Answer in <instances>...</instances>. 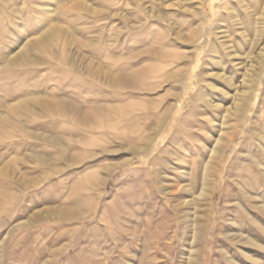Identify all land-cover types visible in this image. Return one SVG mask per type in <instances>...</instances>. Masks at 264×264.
<instances>
[{
  "label": "rangeland",
  "instance_id": "374dc122",
  "mask_svg": "<svg viewBox=\"0 0 264 264\" xmlns=\"http://www.w3.org/2000/svg\"><path fill=\"white\" fill-rule=\"evenodd\" d=\"M23 2L24 0H19V3ZM93 2L100 7L98 8L103 12L102 15L86 14L88 12L79 6L72 12L59 16V26L75 28L76 36L80 38L75 46L77 49L73 61L69 53L66 56L69 45L56 43L58 45L55 44L39 54L38 58L44 63L41 66L12 69L2 67L3 63L0 62V115L5 114L21 99L29 100L36 97L67 98L66 100L71 101L75 106L78 105L77 108H80L78 112H89L85 122H81L77 111L71 108H58L55 110L56 113L45 110L43 116L34 115L30 111L22 113L14 111L9 113L11 119L0 126V163L8 165V168L19 176L22 174L35 178L46 175L36 185L24 187L0 173V202L3 203L0 207V242L8 235L0 264H43L64 244H68L69 247L59 252V258L54 264H129V262L184 264L188 254L186 237H182L180 225L172 226L174 212L171 202L156 189L154 173L150 172V168H155L156 163L170 158L169 153H173L179 159L175 165L177 168L183 165L182 160H188L190 165H184L191 172L190 182L193 181L196 172L193 171L195 169H192L191 163L204 154L203 146L210 144L206 133L217 135L215 127L209 120H216L218 126L222 115L194 101L198 100L199 94H210L224 106L226 105L225 107H230L234 103L232 95L236 92L233 87L220 79L203 78L201 70L204 69L205 64L210 63L211 69L217 72L218 67L211 58L218 57L224 60V72L227 75L232 74L234 82L238 85L245 73L244 66L255 61L264 47V16H262L264 0H255V2L247 0L252 7L251 13L246 11L238 0H207L205 5H201L200 0H169L167 3L169 5L183 2L190 5L189 8L198 7L203 12L196 17L191 14V17L190 13L184 15L175 9L162 8L177 31L188 35L186 41L182 43L172 39L173 30L166 27L163 22L147 20L142 13L133 11L126 5L118 6L117 0H93ZM28 3L26 4L29 7V0ZM31 8L32 10L25 12L24 17L30 21V30H34L36 20H39L41 15L39 8ZM235 9L238 10V14ZM114 10L118 14L138 16L140 20L148 22L146 27H153V32L148 29L153 35L149 31L150 35L141 30L131 31L120 16L113 18L112 15L116 14L113 13ZM235 15L244 21L247 36L241 34L242 27L237 25ZM257 19L260 28L262 27L260 39H257L254 27ZM10 23L12 22L8 16L6 21H0V42L9 46L12 44L9 40L14 39L8 28H12L19 38L23 35ZM198 25L201 26V31L195 37L191 36L193 27ZM123 41H126L124 49ZM91 42L93 47L85 48L82 45ZM232 46L238 52L235 58L238 63H236L241 65L236 68L230 55ZM198 47L203 48L199 51L202 59L200 67L196 69L197 77L200 79L196 88L186 89L187 95L179 99L175 97L184 85L191 84L190 75H186L182 82H168L164 85H161L159 80L151 78V75L160 69H165L167 74L178 73L184 69V66H177V60ZM89 65L94 68L101 66L100 69L107 81L117 75L136 71L134 75L139 89L115 88L107 84L105 86L93 76L86 74ZM192 67H195V64ZM256 78L260 84L253 93L254 99L251 100L252 109L249 117L240 120L239 123L230 122L237 126V132L241 133V136L236 140L235 151L229 152L224 163L221 187L215 200V213L211 217L214 222L208 230V244L204 246L201 264H227L220 249H229L232 254L236 251L221 233L229 230L225 221L230 217H236V209L228 203V199L231 200L239 193L238 186L233 180L234 175L243 172L247 166L244 159L239 157L242 146L252 138L249 136L250 130L259 128L264 132V59L257 67ZM209 80L217 83L221 90H213L208 85ZM140 87L153 91H142ZM175 101L182 111L178 109L172 111L166 119L164 130L158 135V140L148 146L144 152L129 150L116 141V139H124L130 143L135 137L126 133L125 127L132 122L131 120L135 121L148 115L150 107H153L154 118L157 117L155 120H160L169 103ZM30 102L29 105L33 110L40 111L39 104L34 102L30 104ZM143 119L139 121L140 126L146 123V119ZM192 127L194 129H191ZM25 130L33 133L35 137ZM168 131L171 134H167ZM151 134V131L144 133L134 142L143 143ZM102 149L108 151L102 152ZM63 153L66 154L67 159L75 158L81 160V163L68 166L62 159ZM29 155L52 160L54 165L63 168V171L54 172L44 163L27 165L24 158L28 159ZM91 156L94 157L89 158ZM127 159L129 162L125 165L112 168L106 187L102 188L100 182L106 177L107 170ZM97 192L99 193L96 194ZM75 208H80L81 211L77 218L71 216H66V219L57 218L41 213L60 209L71 211ZM248 209L264 222L263 213L249 206ZM36 214H38L37 220L28 226H19L18 223L32 220ZM238 216L247 224L246 230L259 235L264 243V234L259 233L254 226L248 225L246 215L239 213ZM161 228L164 229L162 240L157 245L158 249H155L154 238L161 235ZM175 232L176 238H171ZM134 238L136 240H133ZM130 252L136 254V257ZM259 256L264 261V253Z\"/></svg>",
  "mask_w": 264,
  "mask_h": 264
},
{
  "label": "bare ground",
  "instance_id": "6f19581e",
  "mask_svg": "<svg viewBox=\"0 0 264 264\" xmlns=\"http://www.w3.org/2000/svg\"><path fill=\"white\" fill-rule=\"evenodd\" d=\"M29 1H30V6L28 7L26 4L28 3V0H24L22 4L19 3V0H0V21H6L7 16H8L12 22L10 24H13L14 28L19 29L21 33L23 34L22 38H19V36H17L16 33L13 32L12 28L7 29L8 32H11L14 40L12 41L11 39L9 40L12 43L11 46L7 44L6 45L2 44L0 42L1 43L0 44V62L3 63V65H1L2 67L12 68V69L14 68L22 69L24 67H32V66H39V65L41 66L44 63L41 62V60L38 58L39 54H41L42 52H45L44 50H48L50 47H53L56 43H59V44L63 43L64 45L66 44L69 45L67 49L64 46V49L67 50L66 56L69 53L70 59L73 61L74 60L73 58H75L74 56H76L75 49L77 48L75 46H77V43H79L78 42L79 37L76 36L75 28L73 27L64 28V27L59 26V23H60L59 16H61L63 13H67L70 11L72 12L73 10L77 9V7L79 6L82 8V10H84L85 12H88L86 14L91 13L97 16L98 14L103 13L101 10H99L100 7L96 6L93 0H29ZM117 2H118V6L119 4L126 5V7H130L133 11L142 13L143 17L146 18L147 20H154V22L156 20H159L163 22L166 25V27L173 30L172 35H171L172 39L178 43H182L186 41L185 38L188 35H183L177 31V28L175 27L173 22L170 20V18L163 13L162 8L164 7L167 10L175 9V11L180 12L181 14L190 13V15L192 14L195 17L203 14V12L199 10L198 7H194V5L192 6L194 7V9L189 8L190 5L188 6L187 4H184L185 1H183L184 3L174 2L170 5L167 4L169 0H155V1H152V0L151 1L149 0H117ZM205 2H207V0H200V3H202L201 5H205ZM238 2L239 4L244 6V9L246 11L251 13L252 7L248 4L247 0H238ZM31 7L39 8V13L41 15V18L39 20H36L34 30L33 29L30 30V21L28 18L25 19L24 17L25 12H29L30 10H32ZM102 10L104 9L102 8ZM235 12L238 14L237 9H235ZM113 13H116L115 10L113 11ZM103 16H100V17H103ZM112 16L113 18L114 16H120L121 19H123L124 22L128 24L129 29L133 32L141 30L143 32H147L148 34L150 32L151 34V31L153 29V27H149L151 29V31H149L148 30L149 28L146 27V24L148 22L146 23L144 20H140L138 16H133V15L131 16V15H126V14L122 15L120 13L119 14L116 13ZM262 16H264V12ZM235 18H236L237 25L239 27H242L243 29V30L241 29L242 31L241 34L244 36H247V30H246V27L244 26L245 24L243 23L244 21H242V19H240L237 15H235ZM259 25L260 23H258V19H257V23L254 25L257 39H260L262 35V27L260 28ZM193 28H194L193 33L191 36L195 37L201 31V26L198 25ZM151 35H153V33ZM6 39H9V38H6ZM124 44L126 45V41H123V44H122L123 49L125 46ZM82 45L85 48L94 46L92 42L82 43ZM200 50H203V48L198 47L195 49V51L191 50L189 51L187 56H184L177 60L176 62L177 66H184V69L182 70L177 69V70H180L179 71L180 73L178 72L174 74H167L165 69H160L152 75L150 73L151 78L153 80L154 79L159 80L160 84L164 85L166 83L168 84V82H173V83L182 82L186 75H190L191 84L188 86L184 85L183 89L182 90L180 89L181 91L177 95H175L177 99L182 98L184 95H187V92H186L187 88L189 87L196 88V86L198 85V80L200 79V77H197L196 69L200 67V61L202 60L200 59V55H201L199 52ZM236 50H235V47L232 46V50L230 52V55L233 58V66L235 68L241 66L240 64H237L238 62L235 59L236 56L238 55V52ZM53 51L55 52V50ZM215 51L214 52L217 54V50ZM60 59L63 60L61 57ZM211 59L215 60L214 62L216 63V66L218 67V71L217 72L213 71L210 67V63H207L204 65V69L201 70L202 71L201 76H203V78L220 79L226 84H228V86L233 87L236 90V92L234 95H232L234 103L230 107H225L226 105L224 106L221 101L213 98L212 95L210 94H201V95L199 94L197 97L198 100L195 99L194 101L195 103L200 102L199 104H203V107H206L209 110L214 111V112H220L222 115L220 117L218 126L215 123L216 120L215 121L209 120L210 124H212L215 127L214 129L216 130L217 135L212 136L208 132L206 133V136L210 140V144L204 145L203 146L204 154H201L198 158H196L191 163L192 169H195L193 171L196 172V175L193 181L190 182L189 178L191 176V172L184 165V164H187L188 166L190 165L188 160H182L183 165L181 166V168H177V166L175 165L179 159L173 153H169L170 158L162 159L160 160V162L156 163L155 168H150V172L152 174L154 173L153 178H154V183L156 185V189L160 193H162L171 202L172 210L174 212V215H173L174 219H173L172 226L176 227L177 225H180L182 227V237H186L185 242L187 245L186 249H187L188 254L186 255V258H185L186 260L184 264H201L203 262L202 261L203 260V257H202L203 250H204V246L208 244V238H207L208 230L210 229L211 223L214 222L212 221L211 217L215 213V200L217 198V193L220 191V187H221L220 184L222 180L221 176L223 173V168L225 165L224 163L227 159L229 152L233 153L235 151L234 145L237 142L236 140L239 138V136H241L240 135L241 133L237 132V126L231 124L230 122L235 121L236 123H239L240 120L246 117H249L251 113V109H252L251 103L254 99L253 93L258 89L259 84H260L259 80L256 78V73H257V67L260 66L262 60L264 59V47L261 49V53L255 61H253L250 65L244 66L245 73H244L243 79L240 81V84L238 85L236 84V82H234V77L232 74L227 75L224 72V68H225L224 60L222 61L218 57L211 58ZM72 64L75 65L74 63ZM193 64H195V67H192ZM100 68H96V67L94 68L89 65L86 68V74L91 77L93 76L95 79L105 84V86L107 84L108 86L115 87V88L122 87L123 89H139L137 86L138 82L136 81V76L134 75L136 74V71L135 73L132 72L130 74L117 75L116 77L110 78V80L107 81L104 78L102 69ZM208 85L215 91L221 90L217 83L212 82L210 80L208 81ZM142 91H153V90L152 89H142ZM222 91L225 92L224 90ZM58 98L48 99L46 97L44 98L36 97L33 99H29V100H22V99L20 101L17 100L18 101L17 104L10 107L6 111L5 114L0 115V126L3 125L4 122H7L9 119H11L10 114H9L10 112L20 111L22 113L23 111L25 112L30 111L34 113V115L37 114L39 116H43L45 110H47V112L48 110L55 112V110L58 108H62V109L71 108V109L76 110L77 113L79 114L78 115L79 120L81 122H85V120L88 117L89 112H84V111L78 112V108H79V107L77 108L78 105L75 106L71 101L66 100L67 98L66 99H58ZM30 101L39 104V107H41L39 108L40 111L33 110L31 108L32 106L30 107L29 105ZM31 102L30 104H32ZM152 108L153 107H150V109L148 110L149 111L148 115H145L141 118H137L136 116L135 119L137 118L138 120L137 119L135 121L131 120L132 122L126 125L125 127L126 133H129L130 135H134L135 138H132L133 143L132 141L130 143L126 142L127 140H124V139H116V141H118L122 147L127 148L129 150L137 151V152H144L148 146H150L151 144H154L158 140V135L160 132L164 130L166 119L172 113V111L177 110V109L178 111H182V108H180L177 101H175L173 103H169L167 109L161 114V118L159 117L160 120L159 119L155 120L157 117L155 116L156 118H154L153 116L154 110ZM61 111H64V110H61ZM143 118L146 119V123L140 126L139 121L140 120L142 121ZM155 123H156V126H155ZM3 129H4V126H3ZM191 129H194V127H192ZM149 131H151L152 134L146 137L147 139L144 138L146 140L144 141L143 139L144 141L143 143L139 144V143L134 142L136 139H138L139 136H141L144 133H148ZM25 132L30 135H34L33 133H30L29 131L27 132L25 130ZM168 133L171 134L169 131L167 132V134ZM249 136H252V138H249V140L242 146L243 149L239 154V157L244 159V162L247 164V166L245 167L243 172H240V173L237 172L238 174L234 175V178H233L234 182L238 186L239 193L231 200L228 199V203L236 209V215H235L236 217L235 218L230 217V219H227V221H225L226 225L229 227V230L221 233L222 237L226 241L231 243V245L235 247V250H236L235 253L232 254L229 249H225V248L220 249L221 254L227 264H264L262 257L259 256L261 253H264V243L262 242V238L257 234L254 235L253 233L248 232L246 230V228H248L246 226L247 224L241 221L240 217L238 216L239 213H244L247 217L248 225L254 226L259 233L264 234V222L261 221L256 216H254L252 211L248 209V206H249L253 208L254 210H257L264 214V132L259 128H254L250 130ZM43 137L46 138V136H43ZM46 139H50V138H46ZM35 140H37V138ZM140 141L142 142L141 139ZM58 146H60V143H58ZM182 147L183 146H181V148ZM101 151L107 152L108 150L102 149ZM92 157L94 156H91L89 158H92ZM62 159L66 161V164L68 166H71V167L77 164L79 165L81 163V160H76L75 158L67 159V156L65 153H63L62 155ZM24 161L27 165L44 163L48 165V167H51L54 172L63 171V168H57L54 165V162L52 160H46L45 158L38 156V155H29L28 159L24 158ZM128 162L129 160L127 159L121 163H116L111 168H109L107 170L106 177H104V179H102V181L100 182L101 183L100 186L105 189L108 178H109V174L112 168H116V167L118 168L122 165H125ZM0 166H1L0 173L2 175L8 176L9 180L11 179L12 181H16L24 187H29V185L34 186L46 177L45 175V176L31 178V177H28L22 174L19 176L15 174V172H13L12 169H9L8 165L6 164L3 165L2 163H0ZM92 187H95V185H92ZM98 193L99 192H97L96 194ZM89 196L86 198L88 199ZM94 202L95 201L93 200V203ZM90 203H92V201ZM2 204L3 203L0 202V207L2 206ZM79 209L75 208L74 210H71V211H65L61 209L55 210V211L46 210L45 212H41V213H43V215L44 214L52 215L57 218H65L66 216L77 218L78 214H80L81 212ZM37 216L38 214H36L34 216L35 218H33L32 220L30 219L29 221L21 222L18 224L19 226H28L29 224L37 220L36 218ZM149 224L150 222L147 223V225ZM163 228H161V233H160L161 235L154 238L156 241L155 249H158L157 245H159V243L162 240L163 231H164ZM249 229L251 230V228ZM7 238H8V235H6L5 239L0 242V258L2 256L3 247H4V244ZM171 238H176V232L174 235H172ZM133 240H136V239L134 238ZM68 247H69L68 244L62 245L58 250L54 251L51 254V256L47 258V260L43 264H54L59 258V252L66 250ZM132 255L133 257H136V254L134 253H132ZM129 264H134V263L129 262Z\"/></svg>",
  "mask_w": 264,
  "mask_h": 264
}]
</instances>
